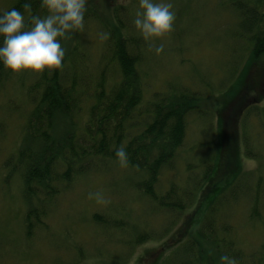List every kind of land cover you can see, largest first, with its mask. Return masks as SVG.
<instances>
[{
  "label": "rangeland",
  "instance_id": "374dc122",
  "mask_svg": "<svg viewBox=\"0 0 264 264\" xmlns=\"http://www.w3.org/2000/svg\"><path fill=\"white\" fill-rule=\"evenodd\" d=\"M92 1L100 17L91 19L92 12L86 13L92 8H87L83 30L61 41L65 54L76 46L85 54L79 65L93 69L105 47L106 34L114 25L111 7H118L115 24L124 23V34L136 40L137 45L146 42V47H141L144 56L139 66L143 99L152 100L155 92L163 96L183 92L192 95L195 104L185 117L183 142L172 164L160 170L153 188L160 195L168 191L171 183L189 190L192 183L199 187L215 159L216 147L223 145L227 129L222 121L252 60L249 41L236 36L238 18L229 0H167L173 6L175 20L172 31L155 40V44L164 45L160 54L134 26L139 0ZM14 2L0 0V11ZM263 90L264 86L261 94ZM27 101L16 79L0 86V264H76L78 260L81 264H147V258L159 245L174 236L194 203L189 202L182 211L159 208L149 198L140 197L136 189L144 174L132 167H121L119 162L102 165L95 160L100 169L76 177L67 188L57 185L59 193L52 200L32 198L30 206L46 214L42 224L35 223L38 227L26 236L24 216L28 203L21 175L11 170L16 162L11 156L24 143L23 114L31 108ZM253 105L248 112H242L236 130H227L231 136L234 131L238 133L239 168L225 174L217 189L208 193L210 198L223 194L216 213L230 227L228 238L247 256L241 264H264L260 262L264 243V99ZM231 182L233 188L218 193ZM196 192L193 194L198 196L200 189ZM256 193L260 203L254 210ZM97 213L106 215L102 222L93 220ZM111 219L122 227L104 228ZM148 232L152 238L141 244L133 242L137 234Z\"/></svg>",
  "mask_w": 264,
  "mask_h": 264
},
{
  "label": "trees",
  "instance_id": "16d2710c",
  "mask_svg": "<svg viewBox=\"0 0 264 264\" xmlns=\"http://www.w3.org/2000/svg\"><path fill=\"white\" fill-rule=\"evenodd\" d=\"M229 2L238 18L236 36L248 40L252 51V60L238 94L253 90L258 99H262L264 63H260V59L264 58V0ZM23 3L24 0H16L7 10L15 7L25 13L26 19L31 14H46L40 0H31V13L23 8ZM87 6L94 7V1L88 0ZM89 12H92L89 17H100L93 9ZM112 17L114 25L106 34L97 65L91 70L79 65L85 54L76 46L78 50L71 47L62 67L53 72L12 73L0 64V86L16 79L31 106L23 114L24 143L11 156V160L16 161L11 170L21 175L23 196L28 203L24 216L26 236L42 224L41 218L46 214L45 210L39 212L30 206L32 198L43 196L52 200L59 193L57 185L69 187L76 177L86 175L91 169H100L98 162L102 165L107 161L119 162L115 150L124 146L129 157L127 166L144 174L136 185L140 197L149 198L163 210L182 211L189 202L194 203L174 236L162 242L146 263L220 264V257L228 255L236 264H241L247 256L228 238L230 227L216 213L223 195L220 193L228 192L234 182L218 192V197L208 196L217 189V183L225 174L239 168L236 132L229 135L223 146L216 147L215 159L199 187L192 183L189 190L171 183L166 193L157 194L153 186L160 170L172 164L175 151L183 142L185 117L194 108L193 96L183 92L170 96L153 93L152 101H145L139 66L144 56L141 47H146V42L137 45L136 40L124 34L120 21V25L115 24L116 13ZM205 183L208 184L204 186ZM198 189L200 194L196 196L193 192L197 193ZM256 194L252 200L254 210L260 203L259 193ZM102 216L106 217L103 213L94 214L93 220L102 222ZM250 216L255 217L252 209ZM113 227L121 228L122 224L111 219L104 228ZM150 238L149 232L140 233L133 242L141 244ZM263 251L264 243L260 262H264ZM168 252L171 254L165 258ZM78 261L76 264H81Z\"/></svg>",
  "mask_w": 264,
  "mask_h": 264
},
{
  "label": "clouds",
  "instance_id": "9594fccd",
  "mask_svg": "<svg viewBox=\"0 0 264 264\" xmlns=\"http://www.w3.org/2000/svg\"><path fill=\"white\" fill-rule=\"evenodd\" d=\"M46 14L25 13L13 7L0 11V64L12 73L31 71L41 74L62 67L65 49L61 41L69 34L83 30L87 0H40ZM167 0H139V10L133 21L135 28L156 54L164 50L155 40L172 31L175 12ZM23 8L31 13V0H24ZM121 167H127L129 157L124 146L115 150ZM220 264H236L228 255L220 257Z\"/></svg>",
  "mask_w": 264,
  "mask_h": 264
},
{
  "label": "flooded vegetation",
  "instance_id": "af4514ba",
  "mask_svg": "<svg viewBox=\"0 0 264 264\" xmlns=\"http://www.w3.org/2000/svg\"><path fill=\"white\" fill-rule=\"evenodd\" d=\"M237 103H239V104H238V105H235V104H237ZM244 103H245V102H242V101H240V100L234 102L233 105L230 107V110H229L230 113L226 115V119H227L228 117H232V116H233L234 109H238V110H239L242 106H244ZM226 119H225V123H226Z\"/></svg>",
  "mask_w": 264,
  "mask_h": 264
},
{
  "label": "bare ground",
  "instance_id": "6f19581e",
  "mask_svg": "<svg viewBox=\"0 0 264 264\" xmlns=\"http://www.w3.org/2000/svg\"><path fill=\"white\" fill-rule=\"evenodd\" d=\"M233 99H234V102H236V101H238L239 100V98L236 96V94L234 93V95H233ZM239 103H237V104H235V105H238Z\"/></svg>",
  "mask_w": 264,
  "mask_h": 264
}]
</instances>
